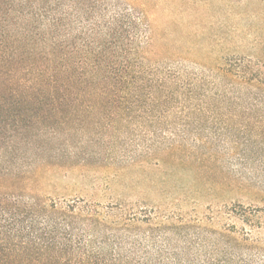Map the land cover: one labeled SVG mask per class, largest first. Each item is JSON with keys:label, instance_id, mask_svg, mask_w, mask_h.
I'll list each match as a JSON object with an SVG mask.
<instances>
[{"label": "trees", "instance_id": "trees-1", "mask_svg": "<svg viewBox=\"0 0 264 264\" xmlns=\"http://www.w3.org/2000/svg\"><path fill=\"white\" fill-rule=\"evenodd\" d=\"M69 1L0 0V74L8 79L0 110L76 107L87 92L184 138L204 133L210 110H264V63L193 61V53L207 59L215 49L162 50L148 12L115 0L109 21L92 22ZM174 124L180 133L168 130ZM8 126L0 122V264H264V239L252 232L204 238L154 230L152 220L120 206L48 204L31 186L36 174L23 151L32 142L22 147Z\"/></svg>", "mask_w": 264, "mask_h": 264}, {"label": "rangeland", "instance_id": "rangeland-1", "mask_svg": "<svg viewBox=\"0 0 264 264\" xmlns=\"http://www.w3.org/2000/svg\"><path fill=\"white\" fill-rule=\"evenodd\" d=\"M74 1L92 22L104 23L115 3ZM118 1L150 14L162 50L204 46L213 54L193 53V61L264 63V0ZM6 81L0 74V87ZM207 118L198 138L171 137L142 111L87 92L76 107L0 110V122L14 127L21 146L32 142L23 151L36 174L31 186L48 204L120 206L152 220L147 226L154 230L204 238L244 230L264 239V110H210ZM175 126L168 130L180 133ZM217 128H224L220 136Z\"/></svg>", "mask_w": 264, "mask_h": 264}]
</instances>
